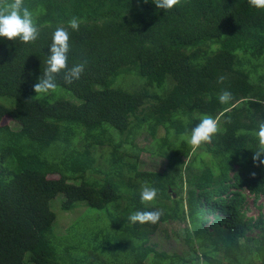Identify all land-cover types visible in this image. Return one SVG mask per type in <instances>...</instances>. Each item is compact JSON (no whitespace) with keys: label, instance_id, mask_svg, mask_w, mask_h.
Segmentation results:
<instances>
[{"label":"trees","instance_id":"trees-1","mask_svg":"<svg viewBox=\"0 0 264 264\" xmlns=\"http://www.w3.org/2000/svg\"><path fill=\"white\" fill-rule=\"evenodd\" d=\"M23 3L36 41L0 37V264H264L262 204L257 215L247 206L264 196V165L252 161L264 122V9L247 0H181L167 11L152 0ZM57 27L70 35L68 67L85 68L71 84L61 71L54 92L36 94ZM224 90L232 98L221 104ZM206 116L219 131L193 150L187 139ZM148 138L164 167L142 159ZM145 184L158 194L142 204ZM156 209V224L128 221Z\"/></svg>","mask_w":264,"mask_h":264},{"label":"clouds","instance_id":"clouds-1","mask_svg":"<svg viewBox=\"0 0 264 264\" xmlns=\"http://www.w3.org/2000/svg\"><path fill=\"white\" fill-rule=\"evenodd\" d=\"M147 2V0H145ZM159 9L165 11L172 9L181 3V0H152ZM250 7L264 9V0H247ZM80 21L73 17L69 21V26L73 30L79 29ZM39 30L35 26L30 10L24 6L23 0H2L0 3V37L14 41L19 38L23 43L35 42L38 38ZM70 35L66 28L57 27L52 34V42L49 46V57L46 61L47 67L37 83L33 85L36 94H47L56 90V75L64 71V81L71 84L80 79L86 61L68 67V52ZM218 82H223V77ZM232 98L231 92L224 90L218 97L221 104L228 103ZM219 131L218 122L211 116L202 118L191 130L187 143L193 150L198 149L202 144L211 143L213 136ZM258 146L253 152L252 161L254 166L264 165V122L259 124L256 132ZM255 176V172L251 173ZM158 194L155 187L147 184L141 187L140 200L142 204L152 202ZM163 215L162 209L151 211H136L128 216V221L135 224L137 222L156 224Z\"/></svg>","mask_w":264,"mask_h":264},{"label":"rangeland","instance_id":"rangeland-1","mask_svg":"<svg viewBox=\"0 0 264 264\" xmlns=\"http://www.w3.org/2000/svg\"><path fill=\"white\" fill-rule=\"evenodd\" d=\"M12 122L11 118L9 116H5L3 118V123H10ZM164 130H160V134L163 135L164 134ZM142 139V138H141ZM151 139H144V143H146V145L149 146V149L148 151H145L142 155V159L144 160V162L149 165L151 168L153 169H156V168H159V164L158 163H161L162 166L164 167L165 166V162H167V159L166 158H161V157H157V156H153L151 154V149L154 148L152 142L150 141ZM157 164V166H156ZM159 166V167H158ZM245 192H247V190H245ZM259 204H262V210L264 211V196H260V198L255 201L254 199V196L250 195L249 198H248V201H247V206H248V215H257L259 213ZM76 216V213H71L70 215H66V217L62 216V214L59 216V222L62 224V225H65L67 223H69V221H71L74 217ZM177 224V223H176ZM179 225L181 226H185V222H181V223H178ZM163 234H165V232H161ZM170 241V239H169ZM169 241L166 239H164V242H162V246L164 247H171L169 246ZM177 242V247L181 246V243H180V239L176 240ZM169 244V245H168Z\"/></svg>","mask_w":264,"mask_h":264}]
</instances>
